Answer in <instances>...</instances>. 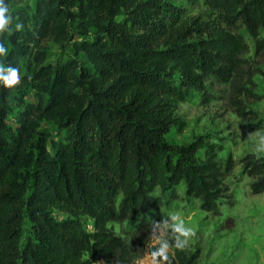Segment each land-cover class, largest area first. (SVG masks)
I'll return each instance as SVG.
<instances>
[{
  "label": "trees",
  "instance_id": "1",
  "mask_svg": "<svg viewBox=\"0 0 264 264\" xmlns=\"http://www.w3.org/2000/svg\"><path fill=\"white\" fill-rule=\"evenodd\" d=\"M6 3L13 19L0 31L7 49L0 66L17 67L19 81L0 84V264H128L132 250L110 223L159 210L164 199L155 193L178 199L182 183L203 210L218 211L234 159H222V146L206 136L178 146L166 136L180 125L179 101L206 92L208 78L231 84L239 116L247 113L240 96L260 99L254 77L264 72L248 66L242 56L249 45L233 31L245 28L255 56L263 54L264 0H207L218 14L213 21L184 18L175 0ZM72 26L94 36L76 45L92 68L75 58L47 63L43 45L65 44ZM30 86L37 100L25 103L18 91ZM10 101L22 108L14 127L7 123ZM44 123L67 135L57 140ZM240 164L253 179L252 193H263L264 156L248 154ZM54 208L68 217L58 220ZM83 217L92 221L91 233ZM27 222L31 237L24 239ZM139 226L151 232L148 223ZM172 249L171 264L199 258Z\"/></svg>",
  "mask_w": 264,
  "mask_h": 264
},
{
  "label": "rangeland",
  "instance_id": "2",
  "mask_svg": "<svg viewBox=\"0 0 264 264\" xmlns=\"http://www.w3.org/2000/svg\"><path fill=\"white\" fill-rule=\"evenodd\" d=\"M13 7L32 3L33 0H13ZM184 9V18H201L205 21L217 19V13L207 4V0H175ZM118 20L123 17H118ZM220 21V20H219ZM219 21L217 23H219ZM239 25V24H238ZM233 32L240 33L249 45V52L242 57L264 72V53L255 56V41L249 36L245 28L238 26ZM264 39V29L260 32ZM94 36L85 37L77 33L72 26L70 39L60 44L50 39L44 45L47 63L54 65L75 58L88 67H93L88 58L76 50L80 41L92 42ZM179 75L174 77V83L179 84ZM256 93L259 100L240 96V101L246 107V115L239 116L231 98V84L213 77L206 82V92L193 91L184 100L179 101L176 117L180 125L172 128L166 136V141L173 145H183L193 142L199 136H206L211 143L221 145L220 156L226 159L231 156L236 164L235 169L225 176V184L229 192L219 203L216 213L202 209L199 200L186 195V186L182 183L177 188L178 199H173L171 193L158 190L155 195H162L164 204L157 211L140 217L138 221H124L110 223L109 228L120 236L130 246L132 253L128 264H152L148 247H156L150 232L144 231L139 223H148L151 227L155 220H162L172 214H178L185 225L193 230L188 245L184 248L187 253H199L195 264H264V192L253 194L250 178L243 171L241 159L248 154L258 157L255 145L259 136L264 135V74H256ZM23 102L30 103L37 100L36 90L30 86L18 91ZM8 106L12 113L7 118L11 126L17 125V119L22 112L18 103L10 101ZM43 128L53 133L57 140H63L67 133L60 131L53 124L44 123ZM53 215L61 220L68 215L54 208ZM84 229L92 232V221L81 218ZM25 238L31 237L29 223L24 226ZM147 246L144 252L143 246ZM169 256H174L172 247ZM98 264H107L100 261ZM113 264H120L113 263Z\"/></svg>",
  "mask_w": 264,
  "mask_h": 264
},
{
  "label": "clouds",
  "instance_id": "3",
  "mask_svg": "<svg viewBox=\"0 0 264 264\" xmlns=\"http://www.w3.org/2000/svg\"><path fill=\"white\" fill-rule=\"evenodd\" d=\"M9 13V7L6 0H0V31L6 30L13 17ZM17 30L23 28L21 22L15 23ZM7 49L0 43V55L5 54ZM19 69L9 65L6 68L0 66V84L4 87H11L19 81ZM256 153L264 154V135L259 136L255 145ZM150 235H152L156 247L151 251L152 264H171L169 257V249H184L190 237L193 235L191 227L185 225L184 221L178 214H172L169 217H163L162 220H155L151 227Z\"/></svg>",
  "mask_w": 264,
  "mask_h": 264
}]
</instances>
